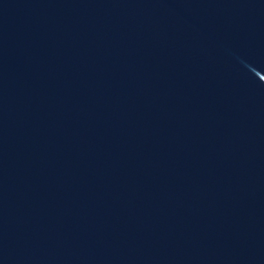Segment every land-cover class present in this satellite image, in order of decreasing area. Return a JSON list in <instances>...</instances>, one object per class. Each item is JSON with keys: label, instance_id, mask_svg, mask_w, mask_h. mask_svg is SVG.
<instances>
[{"label": "water", "instance_id": "water-1", "mask_svg": "<svg viewBox=\"0 0 264 264\" xmlns=\"http://www.w3.org/2000/svg\"><path fill=\"white\" fill-rule=\"evenodd\" d=\"M264 81V0H215Z\"/></svg>", "mask_w": 264, "mask_h": 264}]
</instances>
